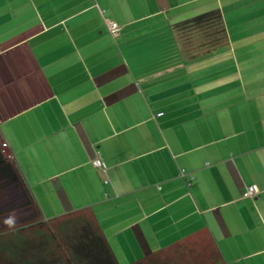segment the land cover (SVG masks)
<instances>
[{
	"label": "crops",
	"instance_id": "0c3cea01",
	"mask_svg": "<svg viewBox=\"0 0 264 264\" xmlns=\"http://www.w3.org/2000/svg\"><path fill=\"white\" fill-rule=\"evenodd\" d=\"M215 8L227 43L180 49ZM0 143L43 217L89 210L119 264L200 231L264 264V0H0Z\"/></svg>",
	"mask_w": 264,
	"mask_h": 264
},
{
	"label": "trees",
	"instance_id": "16d2710c",
	"mask_svg": "<svg viewBox=\"0 0 264 264\" xmlns=\"http://www.w3.org/2000/svg\"><path fill=\"white\" fill-rule=\"evenodd\" d=\"M207 30L211 48L224 46L227 33L218 8L199 13L174 25ZM219 33V35H218ZM207 49V51H209ZM18 185L27 218L13 225H0V264H119L93 214L78 209L44 218L17 167L5 155L0 143V193ZM128 264H225L212 237L200 231L153 251Z\"/></svg>",
	"mask_w": 264,
	"mask_h": 264
},
{
	"label": "rangeland",
	"instance_id": "374dc122",
	"mask_svg": "<svg viewBox=\"0 0 264 264\" xmlns=\"http://www.w3.org/2000/svg\"><path fill=\"white\" fill-rule=\"evenodd\" d=\"M213 31H215V28L204 31L187 26L176 28L175 34L180 49L192 52L199 49H209L211 45L207 43V33L211 32L212 35ZM216 35L213 34L212 37L214 38ZM22 198V192L18 185H12L0 193V225H9L5 223L9 218L13 219V224H15L17 221L28 217V207H24L20 203Z\"/></svg>",
	"mask_w": 264,
	"mask_h": 264
},
{
	"label": "built area",
	"instance_id": "2783aa9c",
	"mask_svg": "<svg viewBox=\"0 0 264 264\" xmlns=\"http://www.w3.org/2000/svg\"><path fill=\"white\" fill-rule=\"evenodd\" d=\"M109 28L112 32H115L117 30V25L115 22H109ZM8 157H10V154H7ZM91 163L94 165V166H97V167H103V161L100 157H95L94 159H92ZM256 187L254 185H248L244 191H243V196L244 197H248V196H253L256 192Z\"/></svg>",
	"mask_w": 264,
	"mask_h": 264
},
{
	"label": "clouds",
	"instance_id": "9594fccd",
	"mask_svg": "<svg viewBox=\"0 0 264 264\" xmlns=\"http://www.w3.org/2000/svg\"><path fill=\"white\" fill-rule=\"evenodd\" d=\"M6 224L12 225L14 223V220L9 218L8 220L5 221Z\"/></svg>",
	"mask_w": 264,
	"mask_h": 264
}]
</instances>
